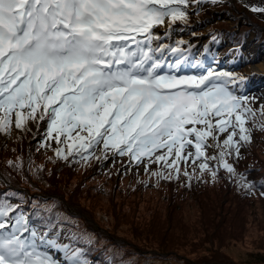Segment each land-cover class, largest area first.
Wrapping results in <instances>:
<instances>
[{"label": "snow or ice", "instance_id": "snow-or-ice-1", "mask_svg": "<svg viewBox=\"0 0 264 264\" xmlns=\"http://www.w3.org/2000/svg\"><path fill=\"white\" fill-rule=\"evenodd\" d=\"M188 2L0 0V133L9 134L13 123L23 130L29 121L46 120L45 138L56 143L57 157L75 154L87 161L100 146L134 163L154 157L177 172L181 161L201 157L233 172L224 157L250 141L245 121L254 114L247 98L226 85L243 77L214 69L201 75L166 72L165 65L174 67L165 59L170 46L154 45L155 27L166 19L169 27L186 20L182 6ZM225 132L222 150L205 156L204 149L221 147L207 139L216 141ZM189 146L195 152L184 155ZM0 230V264H62L40 250L55 240L47 231L40 234L20 206L4 197ZM62 247L66 264H86L80 249Z\"/></svg>", "mask_w": 264, "mask_h": 264}, {"label": "rangeland", "instance_id": "rangeland-1", "mask_svg": "<svg viewBox=\"0 0 264 264\" xmlns=\"http://www.w3.org/2000/svg\"><path fill=\"white\" fill-rule=\"evenodd\" d=\"M247 1L249 3L254 0ZM182 7L186 12V20L176 21L169 27L166 19L163 25H158L154 29L155 34L163 40L185 39L187 43L184 49L188 47V41L195 44L192 54L190 52L184 60L180 58V53H172L171 49L169 50L171 58L176 56L173 59L170 57L166 59L176 69L171 72L179 75H201L206 74L208 69H214L218 72L237 74L243 79H237L235 83L229 82L226 87L235 96L246 97V103L252 100L264 101V40H257L258 34L255 32V29L257 31L262 29L260 25L249 21L245 13H238L230 7L211 9L206 4L189 2ZM243 19L248 20L252 29L245 32L240 30ZM221 20L227 23V28L221 31L222 38L212 43L218 31L212 32L208 25ZM226 35L230 37L240 35V43L231 45ZM178 59L179 66L176 64ZM197 59L200 61L197 62ZM181 66H194L196 69L179 71ZM247 86L253 89L248 90ZM47 127L46 120L39 121L38 124L29 121L27 124L36 142L45 149H55L56 143L45 138ZM18 131L20 130L16 129L13 123L9 134L0 133V143L13 144L12 138ZM222 134H217V140ZM210 143H213L211 137L207 139V144ZM96 149L99 155L107 156L109 159L125 158L126 164L135 171H143L141 169L146 164L156 165L154 157L153 162L144 158L142 162L134 163L130 161L128 155L121 156L111 151L105 153L100 146L93 150ZM206 149L212 150V147ZM189 150H192L191 146L185 148L183 154L187 155ZM159 154L161 153H156ZM171 158L174 157L169 159ZM181 164L186 163L181 161L179 165ZM59 190L64 191L62 187ZM24 191L28 193V188ZM29 191L33 192L31 194H41L46 199L55 197L61 201L65 211L59 210L58 214L64 219L66 226L71 225L73 216L81 215L85 225L97 231L103 238L111 240L108 243L103 240L99 245L107 244L108 249L116 252L124 261L127 260L128 264H256L264 260V212L259 204H250L240 221L226 223L224 220L218 221L220 218L217 220L215 214L221 210L228 212L227 209L215 207L216 201L215 203L213 201L208 207L214 209L206 215L208 209L206 207L203 209L206 197L198 198L194 193L183 196L170 205L168 200H161L155 193L147 191L125 195L113 191L110 187L103 193H86L83 190L70 198L66 191L63 193L66 196L62 197L59 196V192L42 194L36 188ZM152 216L155 222L153 227L160 229L163 235V240L159 241V244L136 237L135 225L143 223L149 227L148 223ZM40 250L48 252L54 259L66 264L63 248L57 245L51 247L43 245ZM125 250L129 253L136 251L138 254L126 255Z\"/></svg>", "mask_w": 264, "mask_h": 264}, {"label": "trees", "instance_id": "trees-1", "mask_svg": "<svg viewBox=\"0 0 264 264\" xmlns=\"http://www.w3.org/2000/svg\"><path fill=\"white\" fill-rule=\"evenodd\" d=\"M189 3L196 4L197 0H189ZM198 3L206 4L211 9L230 7L238 13H245L249 21L259 24L262 28L258 31L255 29L258 34L257 40L264 39V12L252 10L264 9V0H254L249 3L247 0H217L216 3H212L211 0H199ZM248 20L243 19V24L240 26L243 32L252 29ZM208 27L212 32L223 33L221 31L226 30L227 23L222 20L216 21ZM227 37L231 45L240 42V35ZM246 106L251 108L254 114L245 121V127L250 129L251 138L247 143L240 142L238 154L233 151L224 157L234 169L231 173L222 167L218 160L205 161L203 157L196 159L195 162L191 159L186 164L179 165V172L174 168L165 167L163 162L156 163L155 166L146 164L147 170L144 166L141 169L143 171H135L126 164L125 158L107 160L105 156L99 155L98 149L93 150L87 161L75 154L65 159L57 157L54 149H45L40 143L32 142L30 140L32 134L28 129H23L14 136L12 146L5 142L0 143V197L7 198L11 204L19 205L30 225L40 234L47 231L48 238L55 240V246L63 248L62 246L67 245L70 251L80 249L79 257L86 264H128L127 260L124 261L116 252L108 249L107 244L99 245L103 240L107 243L111 240L107 237L103 238L97 231L85 225L81 215L73 216L71 225L66 226L64 219L58 214L59 210L65 211L61 201L55 197L46 199L41 194H31L33 192L29 190L36 188L42 194L59 192L60 197L66 196L63 194L66 191L69 198L83 190L86 193H103L107 187L125 195L148 191L158 194L161 200H168L170 205L183 196L194 193L198 198L206 197L204 200L206 205L203 207L208 209L206 215L214 209L208 207L213 201L214 203L216 201L215 207L227 209L228 212L221 210L215 214L217 220L220 218L218 221L224 220L226 223L240 221L250 204H259L264 212V195H262L264 193V101L252 100L246 103ZM231 130L229 128L228 132ZM227 134L225 132L217 141L213 140L210 145L221 143V147L204 149L205 156H216L222 150V141ZM234 139L238 141L239 136H235ZM189 151L194 153L195 149L192 147ZM204 162H207L209 167L201 170L199 165ZM153 173H163V176ZM6 183L11 186H7ZM60 187L64 191H60ZM25 188H28V193L24 191ZM154 223L153 216L148 223L149 227L137 223L136 237L139 240L145 239L159 244V241L163 240V235L160 229L153 227ZM125 254L138 253L136 251L129 253L125 250ZM256 264H264V260Z\"/></svg>", "mask_w": 264, "mask_h": 264}, {"label": "bare ground", "instance_id": "bare-ground-1", "mask_svg": "<svg viewBox=\"0 0 264 264\" xmlns=\"http://www.w3.org/2000/svg\"><path fill=\"white\" fill-rule=\"evenodd\" d=\"M177 42H183V43H177ZM186 40L185 39H177V38H175L174 39V41H172V39L171 38H169V40L167 39V40H163L162 39V37L161 38H159L157 41H155L154 42V45L155 46H159V45H165V46H170L169 47V49H171L172 47H179L180 49H181V54H189L190 52H191V54H192V49L194 48V46H195V44H194V42H191V41H188V47L186 48V49H184V46L186 45ZM202 48H203V45H201V47H200V49L202 50ZM170 51L168 50L167 51V53H165V59H167V58H169V56H168V53H169ZM252 54L254 53V51H250ZM174 57H176V56H174ZM173 57V58H174ZM200 60L199 59H197V62H199ZM214 62V61H213ZM193 63H194V61H193ZM195 63H196V61H195ZM194 65V64H193ZM186 72V71H185ZM255 82V80L254 81H252V83H254ZM253 89V88H252Z\"/></svg>", "mask_w": 264, "mask_h": 264}, {"label": "water", "instance_id": "water-1", "mask_svg": "<svg viewBox=\"0 0 264 264\" xmlns=\"http://www.w3.org/2000/svg\"><path fill=\"white\" fill-rule=\"evenodd\" d=\"M33 140V139H32Z\"/></svg>", "mask_w": 264, "mask_h": 264}]
</instances>
